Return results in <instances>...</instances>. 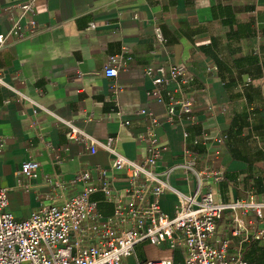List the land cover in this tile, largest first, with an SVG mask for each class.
I'll list each match as a JSON object with an SVG mask.
<instances>
[{
	"label": "crops",
	"instance_id": "0c3cea01",
	"mask_svg": "<svg viewBox=\"0 0 264 264\" xmlns=\"http://www.w3.org/2000/svg\"><path fill=\"white\" fill-rule=\"evenodd\" d=\"M16 1L0 0L1 34L9 31L10 13L18 12ZM34 20L36 35L10 40L0 51V75L40 107L0 89V188L8 189L7 210L17 221L80 192L81 185L70 182L81 168L92 170L99 185L95 170L110 167L101 149L91 155L84 144L68 142L67 128L58 119L98 142L114 137L121 155L139 161L147 143L137 137L146 134L150 117L156 118L155 137L166 147L158 172L174 166L188 150L197 155L198 172L224 167L219 183L202 181V193L223 203L250 194L264 198V40L259 54L253 52L256 34L264 31V0H36ZM155 27L163 39L160 46ZM121 51L131 57L129 66L115 78L106 77L110 57ZM170 66L185 72L164 88L155 87L145 74L147 68ZM180 91L189 95L191 111L180 116V123H168L167 106ZM197 137H204V145L193 144ZM29 160L39 164L35 176L18 175ZM115 176L114 187L125 189L124 174ZM167 180L182 193L197 188L195 178L185 181L179 171ZM92 198L102 216L112 213L101 193ZM175 204L171 193L159 199L168 216ZM233 230L225 215L212 237L230 241L229 255L242 239ZM256 247L264 245L244 243L243 259L248 262ZM163 258L182 261L179 252L144 243L123 264Z\"/></svg>",
	"mask_w": 264,
	"mask_h": 264
},
{
	"label": "built area",
	"instance_id": "2783aa9c",
	"mask_svg": "<svg viewBox=\"0 0 264 264\" xmlns=\"http://www.w3.org/2000/svg\"><path fill=\"white\" fill-rule=\"evenodd\" d=\"M35 1H16L14 7L18 12L9 15V31L0 33V51L10 40L21 41L38 33L34 20ZM90 29H94L93 24H90ZM154 35L157 45H162L159 28H154ZM256 40L253 52L258 55L264 31H258ZM130 61L128 53L121 51L110 57L104 75L117 77ZM184 72L182 66L145 70L152 84L161 88L171 82L176 83ZM4 87L18 101L40 108L0 75V89ZM191 107L189 95L180 91V97L167 106L166 121L180 123V116L189 113ZM149 122L146 134L137 137L139 142L147 143L146 154L135 161L116 150L114 137L98 142L71 122L58 119V123L67 128L68 142L84 144L91 155L101 149L108 154L110 167L95 170L99 185L95 184L92 170L81 168L70 182L81 185L80 192L61 204L42 206L22 221H17L7 210L8 189L0 188V264H123L125 259L135 257L136 246L144 243L163 247L172 253L179 252L181 264H247L242 256V245L249 240L264 245V198L258 199L250 194L245 199L223 203L216 201L210 192L202 193V181L210 179L219 183L223 179L224 167L198 172L195 169L197 155L188 150H183L180 161L174 166L158 172L156 165L166 147L159 145L154 134L157 119L150 117ZM187 136L183 132V138ZM222 140L218 139L219 142ZM204 143V137L193 141L194 145ZM3 151L4 141L0 139V155ZM38 167L37 162L29 160L21 165L17 174L32 178ZM176 171L183 175L185 181L195 178L197 188L194 192L182 193L168 183L169 175ZM116 173L124 174L128 185L125 189L114 187ZM96 193H101L103 201L112 205L109 216L100 214L99 202L92 198ZM167 193L176 197L171 216L163 213L159 205L160 197ZM225 215L233 223L232 234L242 237L233 255L228 253L229 240L212 241L217 222ZM135 264H174V260H136Z\"/></svg>",
	"mask_w": 264,
	"mask_h": 264
},
{
	"label": "trees",
	"instance_id": "16d2710c",
	"mask_svg": "<svg viewBox=\"0 0 264 264\" xmlns=\"http://www.w3.org/2000/svg\"><path fill=\"white\" fill-rule=\"evenodd\" d=\"M247 264H264V247H256Z\"/></svg>",
	"mask_w": 264,
	"mask_h": 264
},
{
	"label": "rangeland",
	"instance_id": "374dc122",
	"mask_svg": "<svg viewBox=\"0 0 264 264\" xmlns=\"http://www.w3.org/2000/svg\"><path fill=\"white\" fill-rule=\"evenodd\" d=\"M137 254H139V249H137Z\"/></svg>",
	"mask_w": 264,
	"mask_h": 264
}]
</instances>
